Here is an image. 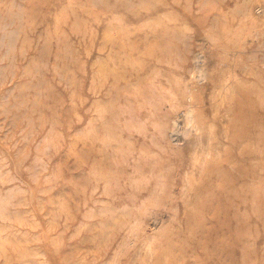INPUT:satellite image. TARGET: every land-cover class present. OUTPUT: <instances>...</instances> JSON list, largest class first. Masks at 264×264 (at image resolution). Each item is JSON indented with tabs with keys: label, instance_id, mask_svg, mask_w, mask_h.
<instances>
[{
	"label": "rangeland",
	"instance_id": "obj_1",
	"mask_svg": "<svg viewBox=\"0 0 264 264\" xmlns=\"http://www.w3.org/2000/svg\"><path fill=\"white\" fill-rule=\"evenodd\" d=\"M0 264H264V0H0Z\"/></svg>",
	"mask_w": 264,
	"mask_h": 264
}]
</instances>
